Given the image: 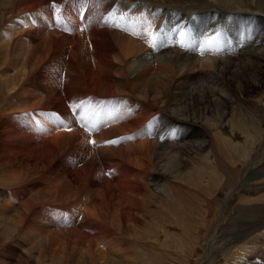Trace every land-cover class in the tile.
I'll list each match as a JSON object with an SVG mask.
<instances>
[{"label": "rangeland", "instance_id": "rangeland-1", "mask_svg": "<svg viewBox=\"0 0 264 264\" xmlns=\"http://www.w3.org/2000/svg\"><path fill=\"white\" fill-rule=\"evenodd\" d=\"M76 1L49 0V3L36 5L33 0L21 3L19 0H0V33L6 29L10 32V36L7 34V38L0 40V194L4 203L0 207V264H87L80 258L87 251L94 252L90 254V260L96 259V264L99 260L96 250L106 251L104 245L110 242L108 240L102 246L96 241L79 246L75 238L70 236L69 239L71 226L80 234L84 227H95V223L102 226L100 221L90 217L92 214L87 218L81 202L88 204L92 199L90 201L97 205L95 210L100 213V193L110 185L107 198L113 196L117 205L116 197L123 185L119 174L115 173L119 155L115 157L114 152L124 153L122 158L126 166L131 167L133 165L128 164L126 156L129 152L138 153L136 146L142 137L155 144L154 133L159 136L168 126L163 123L153 132L147 130L146 133L143 132L145 128L139 130L144 123L135 130L122 129L120 127L127 123L129 126L132 119L119 123L122 117L118 115L122 112L131 114L133 106L126 109L132 103L131 99L117 93L115 86H110L106 97L91 89L89 80L100 74L102 60L109 73H105V80L113 84L112 78L121 67V49H132L131 46L135 52L132 58L151 55L146 63L137 64V70H148L144 79L152 82L159 74L169 89L168 96L157 104L153 103L152 96L147 99L149 104L156 105L151 119L147 120V127L155 118L158 123L169 118L176 107L179 108L182 95L186 97L193 89L202 98L206 97L205 91H212L211 88L214 94L222 95V89L227 98L230 94L231 100L226 119L207 133L204 148L188 152L184 148V156L177 157L181 162L180 169L182 167L179 171H183L180 178L173 180L160 174L162 184L168 181L172 185L163 197L150 196L154 191L150 179L158 173L150 162H146V180L140 181L148 184V191L143 186L138 190L148 202L144 205L146 228H140L136 237L132 234L123 236L129 241V250H126L122 264H264V55L252 59L259 53V50L255 53L252 50L255 39L264 33V0ZM198 2L200 4H196ZM158 7L167 8L169 19L160 30L163 35L155 53L144 37H151L145 30L156 31L159 22L155 23L154 18L151 28L152 21L148 19V26H144L148 15L159 11ZM91 9L93 23H88ZM215 13H219L217 20ZM58 14L60 19L55 23L53 16ZM158 17L160 19L162 15L158 14ZM184 19L188 30L182 33L180 23ZM171 21L175 24L169 25ZM69 24L72 27L68 29ZM213 26H216L215 32L212 30L206 35L215 34L219 45L214 44L210 49L205 45L200 53L195 52L197 44L203 40L202 31ZM180 37L186 39V50L177 42ZM261 49L264 53V48ZM108 50L112 51L110 55ZM108 61L109 65L113 61L117 67L113 73L114 67L107 65ZM228 63H234L232 65L237 66L240 73L236 69L226 73L223 68ZM248 68L254 72L247 71ZM130 72H122V81L127 82L136 73ZM127 100L126 104L122 102ZM105 106L112 110L115 106L112 113L120 112L110 116L112 113ZM157 109L167 112L158 114ZM207 118L211 124L217 122L216 115ZM158 142L157 145L162 147V140ZM98 144H102L101 147ZM157 145L151 149L153 162L160 150ZM163 152L158 156H162L160 162H166L172 155L169 150ZM144 160L147 161L140 156V162ZM156 162L153 163L156 168L163 164ZM136 169L138 167H134ZM81 180L90 182H85L86 187ZM76 204L81 206L80 210ZM121 204H118L120 210L123 209ZM89 208L92 210L94 206ZM18 210L20 216H16ZM18 217L22 222L19 227L24 231L23 238L19 232L22 230L15 226L18 222L13 221ZM32 231L40 233L41 238L52 239L51 249L45 251L44 247L38 246L42 250L35 251L30 246L37 241L31 238ZM54 234L56 238H51ZM41 252L46 253L41 255Z\"/></svg>", "mask_w": 264, "mask_h": 264}, {"label": "bare ground", "instance_id": "bare-ground-1", "mask_svg": "<svg viewBox=\"0 0 264 264\" xmlns=\"http://www.w3.org/2000/svg\"><path fill=\"white\" fill-rule=\"evenodd\" d=\"M23 0H19V2L21 3ZM26 1V0H24ZM34 3L36 5H43V3L45 2H48L49 0H33ZM76 1V0H75ZM103 1V0H102ZM18 2V3H19ZM73 2V1H72ZM105 2V1H104ZM25 3V2H24ZM28 3V1H27ZM49 3V2H48ZM77 3V1L75 2ZM109 3V2H108ZM31 4V3H30ZM111 4V3H109ZM196 4H200L199 2L196 3ZM203 4V3H201ZM19 5V4H18ZM22 6V5H21ZM95 7V5H93ZM101 6V5H100ZM30 7V6H29ZM24 8V7H23ZM36 8V7H35ZM201 8V7H200ZM204 8V7H203ZM16 9V8H15ZM24 9H27V8H24ZM29 9V8H28ZM94 9V8H93ZM15 11V10H14ZM27 11V10H26ZM51 12V11H50ZM114 12V11H113ZM91 16H92V9H91V12H90V17L88 19V23L89 21H92L91 20ZM163 17V16H162ZM151 19L152 22V26L151 28L154 26V17H149V20ZM97 20V19H96ZM159 20L156 19V22L155 23H158ZM93 23V21H92ZM91 25H94L92 24ZM53 24V23H52ZM71 24L68 25V29L71 28ZM91 27V26H90ZM115 27V26H114ZM126 28V27H125ZM99 29V28H98ZM113 29V28H112ZM41 30V29H40ZM97 30V29H96ZM3 31V30H2ZM0 33V40H4L5 38H7V34H9L10 36V32L9 30H4L3 33ZM91 31V30H90ZM151 31H153L151 29ZM89 32V31H87ZM94 32V31H93ZM156 31L154 30L152 33H151V37L154 35ZM95 33V32H94ZM87 35L90 36V32L87 33ZM108 35L111 37H113V34L112 32L108 33ZM163 34H160V36L162 37ZM100 36V35H99ZM66 37V36H65ZM92 38V37H91ZM90 38V39H91ZM97 40V39H96ZM108 40H110L108 38ZM255 46L253 47L252 50H254V53L256 52V50H259V53H253L254 56L252 57L255 58L254 60H257V59H260V57H262L264 55V53L262 52L263 49L261 48H264V33L261 34L260 36H258L256 39H255ZM147 42V41H146ZM132 43V42H131ZM110 44H112V42L110 41ZM148 46H149V43H147ZM98 45V44H97ZM113 45V44H112ZM111 45V46H112ZM132 45V44H131ZM129 45V46H131ZM109 46V45H108ZM110 46V47H111ZM121 46V45H120ZM128 46V44H127ZM126 46V47H127ZM102 47V46H100ZM132 49H125L123 47V49H121V52L123 53V58L120 59V63H121V67L120 69L118 68V72H116V77L114 76V78H111L113 79V84H108L106 82V65L104 64L105 62H103L102 60V63H100V69L101 72L100 74L97 75L96 79H92V80H89L90 81V86H91V89L93 92H96L97 93H100L101 96L102 95H106V92L109 90L110 86H115L116 87V92L117 93H120V94H123L124 96L126 95V97H128V99L132 101V103L130 102L129 105H127L125 108L128 109L130 106H133V110L131 111V114H128L127 112H122V115L121 113L118 115L121 116L122 118L117 121L122 122L125 120L127 121V119H132L129 124V126L126 124V125H123L121 126L120 128L124 129V128H130V129H137L138 127H140L143 123L145 125L141 126L139 128L140 129H143V132L146 133L147 130L153 132L154 129H156V127H159V125H162L163 123H168V126L165 127L164 129L166 130H163V132L161 131V133L159 134V136L157 135L156 136V133L155 134V144H151L152 141L148 142L146 140V137H142L143 139H141L140 143H139V146L137 145V152L136 153L135 151L134 152H129L126 156L127 158V161H128V164H132L133 166H126L125 164V160H123L122 158V155L124 156V153L123 154H119L121 151H115L114 152V156H118L119 155V158H118V166L115 167L116 171L115 173H118L119 174V179H121L122 181L120 182L123 186H120L121 187V190L119 195L116 197L117 199V205H115L116 203L113 202L114 198L113 196H110L107 198V195H108V188L110 187L107 186V190L105 189L104 191L102 190V192L100 193L102 197H99L100 199V202H101V212L99 213L98 210H95L96 206L95 203L93 201H90L92 199H90L88 201V204L87 202H81L82 203V210L86 212V214L88 215L87 218L89 217V214H92L90 215V217L92 218H95L96 220L100 221V223H102L101 225L102 226H97V224L95 223L94 226L95 227H89V228H83V232H81L82 234H80L75 228L73 229V227L71 226L70 229H69V233H68V237L70 239V236L71 238H75L77 240V244L80 246L82 243H85L87 242L88 244L87 245H91V243L93 244L94 241L98 242L100 244V246H102V243L106 242L107 240L112 242H106L105 243V247H106V251L105 249L104 250H96L95 254H97V256L99 257V260L96 262V264H122L123 262H121L122 258L125 256V252L126 250L129 248V241L124 238L123 236L124 235H128L129 234H132L134 235L133 237H136V235L138 236L139 235V229L140 228H146V222L144 220V215H145V212H146V209L144 207V205H146V201L147 199H144L143 197L140 196L138 190L140 189L139 187L143 186L145 187V190L148 191V184H143V180H146V162H150L151 163V167H153L154 171H157L158 175L156 177H152L150 179V183H151V186L154 187V191L150 193V196H161L163 197L165 194H167L171 188H172V185L168 183V181L166 182V184H162L160 182V174H166L167 176H170V178H173V180H177L179 179L180 177V173L183 172V171H179L182 169H180V166H181V162H179V159H177V157H180V156H184V148L186 152L190 151V150H195V149H198L201 150L204 148V144L206 143L207 144V139L205 140L206 136L208 135L207 133H209V131L211 129H216L218 128V124H221V120H224L226 119L227 117V107L229 105V100H231V96L230 94L229 95V98H227V96L225 95V92L226 91H222L221 89V93L222 95H217V94H214V92H212L214 89H212L211 92H207L205 91L207 94H206V97L203 96H199L198 93L194 92V89L193 91H189L188 94L186 95V93L184 92L183 94L186 95V97H183L182 95V99L180 101V104H179V108L175 109V112L171 113V116L169 118H166V120H163L162 122L158 123V119L155 118L154 121L147 127L146 124H147V120H150L151 117H152V112H153V107L156 106L155 104L161 102L164 98H166L168 96V85H166L164 82H163V79H161L159 77V74L156 75L155 73V77L152 78V82L151 81H146L144 79V75L147 73L148 70H137L138 66L139 65H142L144 62L146 63L147 61H149V59L151 58V55L146 54L144 57H137V58H132V56H134L135 52L132 51L133 50V46H131ZM142 47V46H141ZM114 48V47H113ZM118 49V48H117ZM103 50V49H101ZM113 50V49H112ZM159 49L156 48V50L154 49V52L156 53V51H158ZM95 51V49H94ZM107 51V49H106ZM114 51V50H113ZM98 52V50H97ZM100 52V51H99ZM109 52V55L111 54V52L108 50ZM151 52V51H150ZM104 53V52H103ZM107 53V52H106ZM113 53H116L115 51ZM142 53V52H141ZM97 54V53H96ZM100 54V53H99ZM98 54V55H99ZM108 54V53H107ZM132 55V56H131ZM97 55H95L96 57ZM131 56V57H130ZM161 56V55H160ZM252 56V55H251ZM249 56V57H251ZM99 57V56H98ZM97 57V58H98ZM167 57V56H165ZM105 58V57H104ZM264 58V57H263ZM101 58H99L100 60ZM108 59V58H106ZM164 60L168 61L167 58H165ZM176 60V59H175ZM264 60V59H263ZM113 61H114V57H113ZM111 61L110 65L111 67L113 66L114 69H112V73L114 70H116V65L113 64ZM217 61V60H216ZM227 61V60H226ZM231 60H229L228 62H230ZM99 62V61H98ZM107 62V61H106ZM109 62L108 61V64L109 65ZM225 62V61H223ZM251 62V61H250ZM128 63V64H127ZM83 64V63H82ZM102 64V65H101ZM138 64V66H137ZM175 64V63H174ZM224 64V63H223ZM234 63H228V65L223 68L224 71L226 73H230L231 71L234 72L233 69H236L237 66L235 67V65H232ZM258 64V63H257ZM262 64V63H261ZM109 65V66H110ZM118 65V64H117ZM145 65V64H144ZM173 65V63H172ZM191 65V64H190ZM239 65V64H238ZM103 66V67H102ZM108 66V67H109ZM174 66V65H173ZM221 66V65H220ZM109 67V69L111 68ZM116 67V68H115ZM164 67V66H163ZM176 67V66H174ZM224 67V66H223ZM247 67V66H246ZM250 67V66H249ZM104 68V69H103ZM167 68V67H166ZM165 68V69H166ZM172 68V67H171ZM177 68L178 65H177ZM177 68H174L175 70H177ZM182 68V67H180ZM194 68V67H193ZM222 68V67H221ZM241 68V67H240ZM243 68V67H242ZM256 68V67H255ZM147 69V68H145ZM174 69H171V70H174ZM244 69V68H243ZM254 69V67H253ZM104 70V71H103ZM121 70V71H120ZM237 70V71H236ZM235 71L238 73V70H239V73H240V69H236ZM250 69L248 68L247 71H249ZM121 74H120V72ZM131 71V72H130ZM251 72H254L253 70H250ZM257 71V70H256ZM98 72V71H97ZM122 72H130L133 74V72L135 73L134 76L132 78H128L127 82H124L122 81L121 79V75H122ZM235 72V73H236ZM111 73V72H110ZM111 73V74H112ZM159 73V72H158ZM166 73V72H165ZM221 73V72H220ZM238 73V74H239ZM256 73H259V71H257ZM255 73V74H256ZM107 74V73H106ZM151 74V73H150ZM149 74V75H150ZM167 74V73H166ZM232 74V73H231ZM109 75V73L107 74ZM184 75V74H183ZM200 75V74H199ZM226 75V74H225ZM234 75V74H233ZM253 75V74H252ZM128 76V75H127ZM166 76V75H165ZM204 76V75H202ZM224 76V75H223ZM109 77V76H107ZM124 77V76H123ZM126 77V76H125ZM168 77V75L166 76ZM186 77V76H184ZM194 77V76H193ZM198 77V76H197ZM205 77V76H204ZM239 77V76H238ZM242 77V76H241ZM253 77V76H252ZM250 78V77H249ZM88 79V78H87ZM90 79V78H89ZM108 79V78H107ZM144 79V80H143ZM186 79V78H185ZM201 79V77H200ZM230 79V78H229ZM235 79V78H234ZM256 79V78H255ZM263 80V77L261 78ZM190 80V79H189ZM196 80V79H195ZM199 80V79H198ZM111 81V79H110ZM109 81V82H110ZM190 82V81H189ZM192 82V81H191ZM228 83V82H227ZM231 83H229L230 85ZM104 87H103V86ZM228 85V89L230 88V86ZM207 86V85H206ZM213 86V85H212ZM246 91L248 90V85L246 83ZM82 87V86H81ZM83 88V87H82ZM90 89V88H89ZM191 89V88H190ZM102 90V91H101ZM115 90V89H114ZM187 90V89H186ZM101 91V92H100ZM113 91V90H112ZM110 91V92H112ZM165 91V92H164ZM204 91V90H203ZM202 91V92H203ZM210 91V90H209ZM227 91H231V90H227ZM245 91V89H244ZM183 92V91H182ZM220 92V91H219ZM95 93V94H97ZM138 94V95H141V96H137L135 94ZM204 93V92H203ZM108 94V93H107ZM89 95V94H88ZM114 95V94H113ZM85 96V95H84ZM109 98L110 95L108 94ZM115 96V95H114ZM119 96V95H118ZM117 96V97H118ZM152 96V101L153 103L155 104H149L150 102H147V99ZM106 97V96H105ZM137 97H139V99H136ZM205 97V98H204ZM120 98V97H119ZM118 100V98H116ZM122 99V98H121ZM125 99V98H124ZM126 100V99H125ZM112 101V100H111ZM114 101V100H113ZM120 101V100H119ZM124 102V104H126L127 101H122ZM107 103V102H106ZM109 104V103H108ZM106 104V105H108ZM117 104V102H116ZM119 104V102H118ZM110 105H111V102H110ZM108 105L107 107L109 108ZM113 105V103H112ZM111 105V106H112ZM122 106H123V103H122ZM125 106V105H124ZM106 107V106H105ZM106 107V108H107ZM115 107V106H114ZM114 107H113V110H114ZM107 108V109H108ZM117 108V107H116ZM124 108V107H123ZM122 108V109H123ZM111 109V108H110ZM108 109L109 111H111V113L113 112V110L111 109ZM107 110V111H108ZM117 110V109H116ZM158 114L162 113L161 111H164L167 112L165 109L163 110H158L157 109ZM116 112H120V111H116ZM114 112V113H116ZM169 112V111H168ZM112 113L110 116H115V114ZM108 114V113H107ZM114 114V115H113ZM210 114V115H208ZM211 114L213 115H216L217 117V122L219 123H215V124H211L208 120V116H211ZM109 115V114H108ZM116 115V116H117ZM107 116V115H106ZM168 116V114H167ZM109 117V116H108ZM124 117V119H123ZM110 118V117H109ZM112 118V117H111ZM116 118V117H115ZM106 119V118H105ZM118 119V118H117ZM107 120V119H106ZM105 120V121H106ZM223 122V121H222ZM118 123V124H119ZM133 123L135 125V127H133ZM164 125H167V124H164ZM220 127V126H219ZM161 130V129H160ZM138 131V130H137ZM164 131H168V132H164ZM7 133V132H6ZM102 133H105V132H102ZM165 133V134H163ZM143 134V133H141ZM154 134L152 136H154ZM103 135V134H102ZM106 135V133H105ZM111 135V134H110ZM146 135V134H144ZM149 135V134H148ZM102 137V136H101ZM105 137V136H104ZM30 138V137H29ZM107 138V137H105ZM153 138V139H154ZM150 140V139H149ZM162 140V147H159L157 144L159 143L158 141H161ZM180 140V142H179ZM97 141V140H96ZM110 141V140H109ZM108 143V142H107ZM106 143V144H107ZM171 143V144H169ZM99 145V144H98ZM102 145V144H101ZM101 145H99V147H101ZM156 145H157V148L159 147L160 150L157 151V153L155 154V160L154 162L155 163H158L156 161H159L160 162V159L162 158L161 157H158L159 155H162L164 152L163 150H169L170 153H172V155L168 158V160H166V162H164V160H162L161 164L162 166L159 167V164H158V169L156 168L157 165L153 164V159L151 160V156L153 155L152 154V147L155 146L156 148ZM160 145V144H159ZM106 147V146H105ZM104 148V147H103ZM130 148V147H129ZM132 148V147H131ZM161 148H164V149H161ZM154 150V149H153ZM197 152V151H196ZM204 152V151H203ZM194 153V152H193ZM200 153V152H199ZM56 154V152L54 153V155ZM198 154V153H197ZM131 155L133 156V159L130 160V157ZM195 155V154H194ZM104 156V155H103ZM140 156L141 157H144L146 158L147 161H142L140 162ZM197 156V155H195ZM199 156V155H198ZM125 157V156H124ZM188 158V157H187ZM134 159L135 160H138V162L135 161L134 163ZM189 159V158H188ZM205 159V158H204ZM117 160V159H116ZM140 162V163H139ZM115 163V162H114ZM149 163V164H150ZM196 163V162H195ZM114 166V165H113ZM112 167V166H111ZM134 167H138V169L134 170ZM149 168V167H148ZM185 169V168H184ZM113 171V170H112ZM148 172V171H147ZM185 172V171H184ZM190 173V172H189ZM156 174V173H155ZM85 175V174H84ZM148 176V175H147ZM132 178V180H131ZM105 179V178H104ZM142 180V181H140ZM90 182V180H81V182H83L82 184L86 186V183L85 182ZM110 181V180H109ZM65 182V181H64ZM80 182V181H78ZM111 182V181H110ZM67 184V182H65ZM70 183V182H69ZM146 183V182H145ZM106 184L108 185V182H106ZM175 184V183H174ZM118 185V184H117ZM132 187L130 189V186ZM61 186V185H60ZM82 185H80L81 187ZM91 186V185H90ZM65 187V186H64ZM73 187V186H72ZM87 187V186H86ZM112 187V186H111ZM46 188V187H45ZM44 188V189H45ZM57 188V187H56ZM69 188V187H68ZM127 188V189H126ZM63 189V188H62ZM89 189V187H88ZM45 191V190H44ZM51 191V190H50ZM66 191V190H64ZM86 191V190H85ZM77 192V191H76ZM83 192V191H82ZM93 192V191H92ZM127 192V193H126ZM138 192V193H137ZM48 193V192H47ZM81 193V190L79 192V194ZM58 194V193H57ZM98 194V193H96ZM71 195V194H70ZM76 195V194H75ZM133 195L135 197H133ZM144 195V194H143ZM79 196V195H77ZM98 197L96 199H98ZM138 197H140L138 199ZM12 198V197H11ZM80 198V197H79ZM82 199V197H81ZM59 200V199H58ZM95 200V199H93ZM151 200V199H149ZM164 200V199H163ZM96 201V200H95ZM119 202H121L123 204V209L120 210L118 208V205ZM6 203V202H5ZM84 203V204H83ZM156 203V202H155ZM2 204L3 203V196L0 194V207H2ZM80 204V203H79ZM92 204V205H91ZM121 204V205H122ZM76 208L78 207V209L80 210L81 209V206H79L78 204H76ZM89 205V206H88ZM90 206H94V208L92 210H90ZM164 207V206H163ZM4 208V207H3ZM6 209H9V207H5ZM88 208V210H87ZM1 210V209H0ZM17 210V209H16ZM21 210V209H20ZM162 210V209H161ZM23 211V209H22ZM165 211V210H164ZM4 212V211H3ZM18 212L19 210L17 211V215L16 216H20L18 215ZM6 213V212H5ZM22 213V212H20ZM19 213V214H20ZM8 214V213H7ZM16 214V213H15ZM162 214V213H161ZM23 215L26 217V213L23 212ZM22 215V217H23ZM146 216V215H145ZM14 217V216H13ZM2 218V217H1ZM8 218H9V215H8ZM20 217H18V220H15L16 218H14L13 221H16L18 222L16 226V228H20V230H22L21 227H19V224L21 225L22 222H21V218L19 219ZM10 219V218H9ZM23 219V218H22ZM4 220V219H3ZM12 220V218H11ZM11 220L10 223H11ZM2 221V219H1ZM0 221V222H1ZM5 221V220H4ZM72 221V220H70ZM155 221V220H153ZM94 222V221H93ZM2 223V222H1ZM0 223V224H1ZM92 223V222H91ZM13 224V223H11ZM2 225H5V224H2ZM10 225V224H9ZM6 226V225H5ZM14 226V227H15ZM48 227V226H46ZM82 226H79L78 228H80ZM45 228V227H43ZM10 229V228H9ZM49 230V229H48ZM51 230V229H50ZM56 230V229H55ZM21 232L20 233V236H22L23 238V235H24V231H19ZM33 232V237L31 238H35L37 239V241L30 245V246H33V249H35V251L37 250H42V249H45V251H47L48 249L50 250L51 246H50V242L51 240L49 241L48 239H44L41 238L40 236V233H35L34 231ZM30 233V236H31V232H28ZM57 233H60L59 231ZM56 233V234H57ZM27 234V232H26ZM25 234V235H26ZM47 234V233H46ZM56 234H54V236L52 235L51 238L55 237L56 238ZM63 234L64 236V233H60V235ZM66 234V233H65ZM29 235V234H28ZM27 235V236H28ZM35 235V236H34ZM48 235V234H47ZM51 235V234H50ZM58 235V234H57ZM26 236V237H27ZM29 236V237H30ZM66 236V235H65ZM25 237V236H24ZM28 237V238H29ZM28 238H26L28 240ZM29 238V239H31ZM50 238V237H49ZM62 238V237H61ZM63 239V238H62ZM61 239V240H62ZM70 240L72 241V243L74 244V239L73 240ZM58 240V239H57ZM130 240V239H129ZM24 241V240H23ZM29 241V240H28ZM27 241V242H28ZM68 241V240H67ZM56 242V241H55ZM29 243V242H28ZM52 243V242H51ZM71 243V244H72ZM68 244V243H67ZM63 245V244H62ZM66 245V244H64ZM38 246L40 247H44V248H38ZM73 246V245H71ZM28 247V246H27ZM64 247V246H63ZM67 247V246H66ZM65 247V248H66ZM87 247V246H86ZM128 247V248H127ZM37 249V250H36ZM83 248H81L82 250ZM100 249V248H99ZM80 250V251H81ZM129 250V249H128ZM34 251V250H33ZM55 251V250H54ZM38 252V251H37ZM87 252H90V251H87ZM86 252V253H87ZM130 252V251H129ZM46 252H41V255L45 254ZM57 253V252H56ZM65 254L64 255H67L66 252H64ZM81 253V252H80ZM82 254L80 256V258H82L87 264H91V258H90V254H92L91 252L89 254ZM55 254V253H54ZM62 254V253H61ZM72 254V253H71ZM94 254V252H93ZM92 254V255H93ZM38 255V254H37ZM59 255V254H58ZM69 255V254H68ZM55 256V255H54ZM57 256V255H56ZM40 257V256H39ZM96 257V256H95ZM41 258V257H40ZM94 258V257H93ZM97 258V257H96ZM69 259V258H68ZM36 260V259H35ZM93 260V259H92ZM96 261L93 260L92 263H94ZM100 261V262H99ZM132 263V262H130ZM134 263V262H133ZM95 264V263H94ZM126 264V262L124 263Z\"/></svg>", "mask_w": 264, "mask_h": 264}]
</instances>
